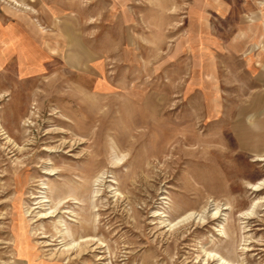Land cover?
I'll return each instance as SVG.
<instances>
[{
	"label": "rangeland",
	"instance_id": "rangeland-1",
	"mask_svg": "<svg viewBox=\"0 0 264 264\" xmlns=\"http://www.w3.org/2000/svg\"><path fill=\"white\" fill-rule=\"evenodd\" d=\"M219 1L0 0V264H264V0Z\"/></svg>",
	"mask_w": 264,
	"mask_h": 264
},
{
	"label": "crops",
	"instance_id": "crops-1",
	"mask_svg": "<svg viewBox=\"0 0 264 264\" xmlns=\"http://www.w3.org/2000/svg\"><path fill=\"white\" fill-rule=\"evenodd\" d=\"M244 1V0H243ZM246 2H248L246 0ZM219 7L221 8V10L223 12H229L228 8H229V4L228 3H225L224 0H220L219 1ZM243 12L245 11H249V12H254V11H257V12H264V5L262 3H260V5H256V6H253V5H244L243 6ZM244 38H245V35L243 32L241 31H238L235 35V38L234 40L231 42L232 44H235L236 46V50H237V54H240L241 50H244V46H245V42H244ZM262 45V51L260 52H256V50H253V53L254 55H260L259 56V59L264 61V42L261 43ZM89 55V54H88ZM240 56V55H239ZM92 58V56H91ZM262 69V68H261ZM254 71H256L258 74L256 75V79H258L259 77H262L264 76V70L262 69L259 70L257 68L254 67Z\"/></svg>",
	"mask_w": 264,
	"mask_h": 264
}]
</instances>
